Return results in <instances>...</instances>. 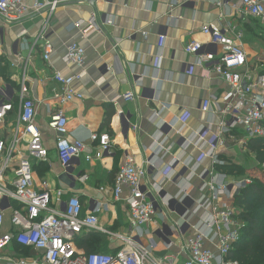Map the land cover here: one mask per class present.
<instances>
[{"label": "crops", "instance_id": "crops-1", "mask_svg": "<svg viewBox=\"0 0 264 264\" xmlns=\"http://www.w3.org/2000/svg\"><path fill=\"white\" fill-rule=\"evenodd\" d=\"M22 1L32 6L41 0ZM48 1L55 2L53 10L46 8L29 12L13 24L0 19V58L4 60L7 78L4 81L0 76V91L2 88L7 90V97L2 100L10 107L5 116V128L17 119V89L21 76L25 75L29 96L35 104V123L48 151V161L32 159L33 186L39 188L41 180H45L53 200L59 195L63 199L77 196L83 203L85 214L91 211L94 201L106 202L107 209L100 214L109 215V230L118 222L125 224L123 228L126 229L125 207L114 202L110 194L104 197L100 188L109 189L126 154L133 157L137 164L148 167V159L157 145H160L158 149L163 146L168 148L169 153L153 157L152 166L148 169L152 176L164 170L175 156L182 160L196 158L199 152L194 147L189 145L182 151L176 144L179 136L173 131L165 136L159 126L163 122L177 121L175 128L191 141L202 127L209 128L213 133L218 118L212 112H202L200 105L209 97L212 99L211 110L216 111L227 94L224 82L212 70L216 60H205L202 66L184 70L185 62L195 61L194 56L184 51L185 44L197 40L203 44L202 54L215 50L218 55L220 49L208 45V37L200 32V27L208 22L229 26L242 32L241 42L248 59L252 61L255 72H261L264 69V57L261 56L264 28L256 18L233 10L230 0H222L220 6L208 0ZM91 20L101 29L83 37L80 30L85 29ZM108 20L113 23L107 24ZM76 22H80L81 26L75 27ZM41 32L53 46L49 63L43 59L41 40H37ZM159 35L166 36L162 49L158 46ZM73 41L85 49L82 68L67 65L63 60L67 45ZM159 54L162 58L157 61ZM18 58L21 60L18 61ZM12 63L14 66H11ZM54 71L64 75L83 73L80 79L73 82L74 89L83 97L59 103L53 95L60 88L52 78ZM127 91L135 94L134 100L120 98ZM57 110H61L67 119L68 138L82 139L85 143L82 155L73 159L66 168L60 165L56 156V135L47 126L51 114ZM101 132H108L114 139V145L100 158L87 161L86 156L94 155L96 147L89 135ZM0 134L11 139L7 130H1ZM237 138L240 140V137ZM240 148L246 149V143H235L228 138L219 147L218 158L222 163L218 169L230 181L236 179L235 175L220 167H231L233 154L237 155ZM208 164L209 160L204 159L200 168ZM179 169L180 166H176V176L163 183L162 196L175 197L171 201L173 205L180 202L182 195L178 194L180 185H183L177 175ZM61 175L65 180L60 179ZM198 185L197 181H193L192 186H187L191 197H197ZM188 198L185 199L187 204ZM177 206L182 208L179 204ZM119 214L126 218L121 221ZM4 215L2 231H9L12 228L9 209L4 210ZM158 222L162 223V219ZM156 240L158 250L164 253V241ZM9 249L13 255L26 259L37 256L35 251L32 256L23 255L24 249L17 250L13 243ZM5 255H10V252ZM0 264H7V260H1Z\"/></svg>", "mask_w": 264, "mask_h": 264}, {"label": "built area", "instance_id": "built-area-1", "mask_svg": "<svg viewBox=\"0 0 264 264\" xmlns=\"http://www.w3.org/2000/svg\"><path fill=\"white\" fill-rule=\"evenodd\" d=\"M208 1L222 5V0ZM229 4L236 12L256 18L264 28V0H230ZM54 6L55 2L48 0L36 1L32 6L22 0H0V19L13 24L29 12L46 8L53 10ZM106 23L113 22L108 20ZM74 26L80 27L81 24L76 22ZM100 29L91 20L80 33L86 37ZM200 32L208 37V45L216 50L219 48L220 52L217 55L214 50L204 55L201 52L203 44L192 40L185 44L184 51L194 56L195 61L185 62L184 70L202 66L205 60H216L212 70L227 88L225 100L216 111L211 110L212 99L209 97L200 105L202 112H212L217 116L215 131L211 133L209 128L202 127L191 141L175 128L177 121L163 122L159 128L165 136L169 131L175 132L179 136L176 144L182 151L190 145L199 155L188 160L175 156L164 170L153 176L148 170L153 157L169 153L168 148L163 146L158 149L160 145H157L148 159V167L137 164L128 154L124 156L109 189L100 188L104 197L110 194L114 202L125 207L127 228L124 232H111L100 225L98 215L107 209L106 202L94 201L91 211L85 214L83 203L77 196L63 199L59 195L53 200L45 180H41L39 188L33 186L32 159L48 161V151L35 123V104L29 96L28 80L25 75L21 76L17 89L18 116L7 125V129L5 116L10 107L2 100L7 97V90L1 89L0 132L7 130L11 139L0 134V261L7 260V264H240L230 253L234 243L242 239L246 222L237 217L241 209L236 206L234 197L255 179L250 176L242 182L239 179L228 180L226 174L218 169L222 163L218 152L226 138L242 144L251 139L264 140V73L255 72L252 61L248 59L241 42L242 32L215 22L203 24ZM165 39L164 35L158 36L159 49L163 48ZM37 40H41L43 59L49 63L53 52L51 42L42 32ZM262 51L261 56L264 57V49ZM161 58L159 54L157 61ZM63 60L67 65L82 68L85 49L73 41L67 45ZM82 74L53 72L52 78L60 86L53 95L59 103L83 97L73 87V82ZM135 97L132 91L120 96L124 101L134 100ZM47 126L56 135V156L60 165L66 168L73 159L82 155L85 143L82 139L68 138L67 119L61 110L51 114ZM89 139L96 143V147L94 155L86 156L87 161L100 158L114 145V139L108 132L91 133ZM204 159H208L209 164L200 168ZM176 166H180L177 175L183 183L178 192L182 194L178 203L182 208L172 204L175 197L162 196L163 183L176 176ZM193 181L199 184L196 198L187 193V186H192ZM187 196L188 204L185 200ZM162 207L169 208L177 219L167 217L159 224L155 216L163 214ZM6 209L11 213L12 228L2 231ZM91 230L108 236L111 251L86 252L78 248V237ZM157 238L164 241L162 254L157 248ZM13 242L35 251L37 256L26 259L13 255L9 249ZM115 244L118 246L115 247ZM6 252L10 255H5Z\"/></svg>", "mask_w": 264, "mask_h": 264}, {"label": "trees", "instance_id": "trees-1", "mask_svg": "<svg viewBox=\"0 0 264 264\" xmlns=\"http://www.w3.org/2000/svg\"><path fill=\"white\" fill-rule=\"evenodd\" d=\"M261 73H264L261 71ZM264 140L251 139L248 142V147L256 153L258 161L264 160ZM221 169H229L230 166L220 167ZM254 180L250 185L240 189L235 194V204L241 210L238 218L246 222L242 239L234 243L230 253L232 258L239 261L240 264H264V194L261 197L259 186L264 188V182ZM260 207L255 215H251L254 211L253 201L258 198ZM256 202V201H255ZM253 210V211H252ZM253 216V217H252ZM245 236V238H244ZM106 235L97 230H91L88 233L81 234L78 237L77 245L83 248L86 252H109L111 249L107 247ZM14 247L18 250L23 248V255H34L35 252L27 247H23L13 242ZM96 246L98 250L93 251L91 248ZM21 255V254H19Z\"/></svg>", "mask_w": 264, "mask_h": 264}, {"label": "rangeland", "instance_id": "rangeland-1", "mask_svg": "<svg viewBox=\"0 0 264 264\" xmlns=\"http://www.w3.org/2000/svg\"><path fill=\"white\" fill-rule=\"evenodd\" d=\"M4 60L2 58H0V76L3 77L4 81H6V74H5V69H4ZM250 141V140H249ZM248 141V142H249ZM248 142H244L246 143V146L247 148L246 149H243V148H240V150H238V154L236 155L233 154V161L231 163V167L229 169L226 170V172H230L235 178L236 180H240V182L243 181L244 178H248L250 176H252L255 180H257L258 182V186H259V181H263L264 182V160L263 161H258L256 159V153L253 152L251 149H249L248 147ZM264 144V143H263ZM263 150H264V147H263ZM259 190L260 192H262L260 195V199L262 198V195L264 194V188L259 186ZM259 196L258 198H256L254 201H253V212L251 215H255L257 213V210H259L258 207H260V203L259 200ZM158 201L159 203H161V200L160 198H158ZM256 201V202H255ZM163 209V214H161L160 216H155V218L157 220H160V219H164V218H167V217H170V218H173V219H177V217L175 215L172 214V212L169 210V208L167 207H162ZM127 214V213H125ZM99 217V221H100V224H102V226H104L106 229H110V225L108 224V219L110 218L108 214H100L98 215ZM103 217V219H102ZM127 217V215H126ZM126 217L122 216L119 214V219L121 221H123ZM253 217V216H252ZM125 223V222H124ZM125 226V224H120L118 222V224H114V227L110 230L111 232H124L125 228H123ZM106 240H107V247L111 246L112 247V244L110 245V241L108 239V236H106ZM245 238V236H244ZM118 246L115 244V247ZM93 251H96L98 250L96 246H93L91 248Z\"/></svg>", "mask_w": 264, "mask_h": 264}, {"label": "water", "instance_id": "water-1", "mask_svg": "<svg viewBox=\"0 0 264 264\" xmlns=\"http://www.w3.org/2000/svg\"><path fill=\"white\" fill-rule=\"evenodd\" d=\"M60 179H61V180H65V178H64V176H63V175H61Z\"/></svg>", "mask_w": 264, "mask_h": 264}]
</instances>
